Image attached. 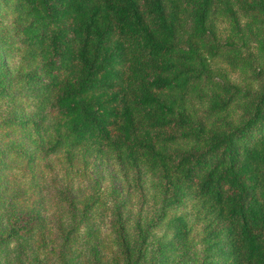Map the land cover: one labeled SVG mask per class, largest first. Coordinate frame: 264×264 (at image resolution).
<instances>
[{
  "label": "trees",
  "instance_id": "1",
  "mask_svg": "<svg viewBox=\"0 0 264 264\" xmlns=\"http://www.w3.org/2000/svg\"><path fill=\"white\" fill-rule=\"evenodd\" d=\"M0 7L10 13L0 49L18 54L16 92L31 106L10 117L24 129L26 165L35 152H61L68 165L109 156L124 177L155 178L157 220L169 237L146 256L118 227L121 264H167L176 248L187 254L194 223L196 247L181 264H264V0H0ZM216 17L252 49L219 41ZM217 58L243 71L244 81L215 79ZM2 73L0 91L8 86ZM187 203L189 211H176Z\"/></svg>",
  "mask_w": 264,
  "mask_h": 264
},
{
  "label": "rangeland",
  "instance_id": "2",
  "mask_svg": "<svg viewBox=\"0 0 264 264\" xmlns=\"http://www.w3.org/2000/svg\"><path fill=\"white\" fill-rule=\"evenodd\" d=\"M9 21L10 13L0 7V27ZM212 28L219 41L233 40L241 51L252 49V43L243 45L244 38L234 34L228 20L216 17ZM18 62L15 50L4 56L0 49L4 66L0 71L8 83L0 91V264H121L115 237L118 227L132 250L141 248L149 255L157 242L169 237V230L157 220L160 204L153 176L129 173L124 177L109 156H80L68 165L61 152H35L26 165L25 155L19 153L21 148L25 154L29 151L24 129L10 121L31 110L29 99L16 92ZM214 66L215 75L244 81L243 71L230 68L220 58ZM176 211H189V204ZM187 218L191 219L189 214ZM11 227L17 232L6 236ZM198 232L194 223L188 253L182 254L179 248L167 252V264L191 258Z\"/></svg>",
  "mask_w": 264,
  "mask_h": 264
}]
</instances>
